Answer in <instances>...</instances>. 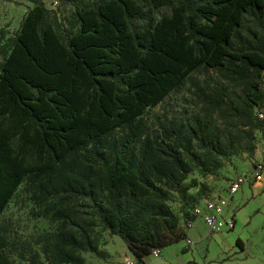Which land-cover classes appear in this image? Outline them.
Returning <instances> with one entry per match:
<instances>
[{"label":"trees","instance_id":"trees-1","mask_svg":"<svg viewBox=\"0 0 264 264\" xmlns=\"http://www.w3.org/2000/svg\"><path fill=\"white\" fill-rule=\"evenodd\" d=\"M27 1L34 7L0 64V220L23 182L36 177L43 193L88 200L137 264L186 240L197 216L183 210L180 229L168 202L187 194L194 142L213 152L233 141L201 118L185 124V138L166 125L163 138H153L140 118L189 81L208 106L238 116L225 97L227 87H240L242 104L259 107L264 44L237 45L236 36L248 14L264 11V0H68L79 28L67 41L44 0ZM164 8L170 14L158 18ZM200 70L217 74L214 88L194 79ZM247 121L240 126L253 125L252 114ZM60 215L55 232L19 250L22 262L87 264L83 255L96 252L87 231L94 222ZM8 246L0 224V264H15Z\"/></svg>","mask_w":264,"mask_h":264},{"label":"rangeland","instance_id":"rangeland-1","mask_svg":"<svg viewBox=\"0 0 264 264\" xmlns=\"http://www.w3.org/2000/svg\"><path fill=\"white\" fill-rule=\"evenodd\" d=\"M44 3L51 13L50 21L56 25L59 36L67 41L79 28L73 7L68 0H44ZM33 7L27 0H0V64L9 55L24 18ZM169 14L168 8L161 9L158 18ZM255 38L261 39L264 44V11H255L253 15L246 16L236 36L237 45L242 40L253 41ZM193 77L202 85L210 83L212 88L215 87L213 81L218 80L213 71L200 70ZM262 78L263 100L252 111L242 104V88L227 87L226 102H232L235 108H240L237 114L240 118L225 106L218 109L203 104L190 81L173 91L160 105L148 109L140 118L147 133L153 138L163 136L164 125L169 130L178 131L185 138V124H192L194 118H201L212 128H219L228 138L227 143L233 141L225 151L218 149L213 152L194 142L190 153L196 158L190 162L191 173L184 183L188 186L187 194L185 197L169 195L168 204L181 221L180 229L184 226L183 210L193 214L196 209L204 206L208 198L228 196L232 181L240 175L253 173L257 164L264 165V72ZM251 114L255 119L254 124L240 126L243 122H248ZM121 135L118 131L112 139L118 140ZM183 154L185 155V151ZM255 186L245 184L230 200V212L235 215L237 224L235 230L225 233L230 234L227 236L228 243L232 242V238L236 239V235H241L237 239L243 240L249 251L258 252L264 251V184L259 189ZM61 213L72 220L87 219L94 222L95 225L87 231L94 239L96 252L83 255L87 264H137L129 259V250L122 239L103 228L88 200L74 195L43 193L40 180L36 177H28L23 182L0 220L8 240V251L15 264H25L18 258L22 247L32 246L40 235L58 229L63 222L59 219ZM68 228L74 229L71 224Z\"/></svg>","mask_w":264,"mask_h":264},{"label":"crops","instance_id":"crops-1","mask_svg":"<svg viewBox=\"0 0 264 264\" xmlns=\"http://www.w3.org/2000/svg\"><path fill=\"white\" fill-rule=\"evenodd\" d=\"M263 184L258 183L255 188H262ZM186 236V240L162 249L161 257H146L142 264H264V251H249L243 240L240 246L237 245V238L241 235H236V239L232 238V242L228 243L227 236L230 234L210 233L202 219L193 223ZM129 259L137 262L130 250Z\"/></svg>","mask_w":264,"mask_h":264},{"label":"built area","instance_id":"built-area-1","mask_svg":"<svg viewBox=\"0 0 264 264\" xmlns=\"http://www.w3.org/2000/svg\"><path fill=\"white\" fill-rule=\"evenodd\" d=\"M264 183V165L257 164L253 173L240 175L229 185L228 196H213L205 201L202 208L195 210L197 218L203 220L210 233L232 232L236 227L235 215L230 212V200L245 184ZM193 226V224H192ZM192 244V242H188ZM161 250H154L153 257H161Z\"/></svg>","mask_w":264,"mask_h":264}]
</instances>
